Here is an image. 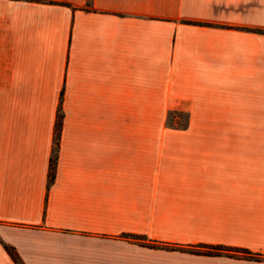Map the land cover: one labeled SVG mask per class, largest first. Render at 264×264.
I'll list each match as a JSON object with an SVG mask.
<instances>
[{
  "label": "crops",
  "instance_id": "1",
  "mask_svg": "<svg viewBox=\"0 0 264 264\" xmlns=\"http://www.w3.org/2000/svg\"><path fill=\"white\" fill-rule=\"evenodd\" d=\"M263 122L264 0H0V264H264L131 237L264 256V146L192 129Z\"/></svg>",
  "mask_w": 264,
  "mask_h": 264
},
{
  "label": "trees",
  "instance_id": "2",
  "mask_svg": "<svg viewBox=\"0 0 264 264\" xmlns=\"http://www.w3.org/2000/svg\"><path fill=\"white\" fill-rule=\"evenodd\" d=\"M61 112L60 108H58V113H57V119H56V134L54 137V147L52 150V155L50 157V164H49V177L50 181L53 179L54 176V166L56 162V157H57V147H58V136H59V130H60V125H61ZM167 124L169 123V117L167 120ZM174 127H179L178 125H175ZM132 238H135L138 242L142 244H146L150 247H161L165 249H178V250H186L190 252H200L208 255H214V254H220V253H231L233 255L240 254L241 256L248 258V259H260L263 258L264 256L258 252H252L247 249H242V248H232V247H227L223 245H212V244H195V245H178V244H172V243H167V242H157L155 240H149L145 236L141 235H134L131 236ZM8 250H11L8 248Z\"/></svg>",
  "mask_w": 264,
  "mask_h": 264
},
{
  "label": "rangeland",
  "instance_id": "3",
  "mask_svg": "<svg viewBox=\"0 0 264 264\" xmlns=\"http://www.w3.org/2000/svg\"><path fill=\"white\" fill-rule=\"evenodd\" d=\"M186 115L184 112H172L169 115V123L167 122L164 124L165 129L167 127H174L178 125L179 127L176 128H186L188 123L185 122ZM159 124H154V129H160L158 126ZM192 129L198 130H216V131H227L229 129H239V130H247L249 131V138L244 139H230L225 140L230 145H247V146H264V122L263 123H249V124H242L241 126L235 127L232 124L226 123H195L192 126Z\"/></svg>",
  "mask_w": 264,
  "mask_h": 264
}]
</instances>
